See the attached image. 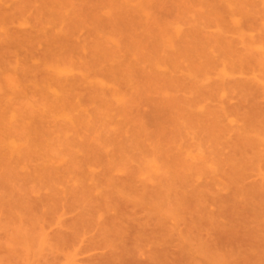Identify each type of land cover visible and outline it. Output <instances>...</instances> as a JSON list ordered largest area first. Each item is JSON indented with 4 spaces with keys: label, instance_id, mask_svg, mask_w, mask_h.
<instances>
[{
    "label": "rangeland",
    "instance_id": "374dc122",
    "mask_svg": "<svg viewBox=\"0 0 264 264\" xmlns=\"http://www.w3.org/2000/svg\"><path fill=\"white\" fill-rule=\"evenodd\" d=\"M0 264H264V0H0Z\"/></svg>",
    "mask_w": 264,
    "mask_h": 264
}]
</instances>
